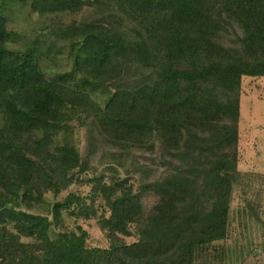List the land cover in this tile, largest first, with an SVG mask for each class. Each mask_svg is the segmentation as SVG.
<instances>
[{
    "label": "trees",
    "instance_id": "16d2710c",
    "mask_svg": "<svg viewBox=\"0 0 264 264\" xmlns=\"http://www.w3.org/2000/svg\"><path fill=\"white\" fill-rule=\"evenodd\" d=\"M14 5L83 12L45 26L57 46L15 47ZM63 50L68 70L45 73ZM242 75L264 76V0H0V264H210L239 175ZM73 122L86 127L83 154ZM94 157L113 174L57 199ZM62 212L96 218L107 245L57 229Z\"/></svg>",
    "mask_w": 264,
    "mask_h": 264
},
{
    "label": "rangeland",
    "instance_id": "374dc122",
    "mask_svg": "<svg viewBox=\"0 0 264 264\" xmlns=\"http://www.w3.org/2000/svg\"><path fill=\"white\" fill-rule=\"evenodd\" d=\"M82 12L68 11L40 16L28 5H14L7 13V27L19 33L22 38L17 37L15 44L11 45L17 47L26 39L39 36L41 40L44 39L45 44L53 40L57 46L58 41L53 39V35L47 34L46 37L41 33L45 31V26L55 20L60 21L59 23L69 22ZM55 50L56 48L52 51ZM69 65L66 50L42 62L43 70L48 75L68 70ZM90 95L99 103L107 96L101 91L91 92ZM73 127L72 141L79 153L83 154L86 148V127L76 123ZM142 154L146 156V153L137 155L139 160L142 159ZM236 158L239 175L230 191L226 235L223 239L211 243L209 261L210 264H264V76L242 75L240 78ZM108 163H110L108 160L99 163L97 157H94L91 161L94 168L77 174V181L64 188L57 195V199L72 192L87 197L91 190L92 182H89L91 177L103 174L105 176L103 180L106 181L109 174H113V171L105 169ZM114 169L121 177L124 176L122 168ZM45 197L47 201L52 199L50 192H46ZM95 207L98 215L101 212L107 215V209L101 199H95ZM43 212L46 213L45 210ZM76 225L86 230L88 234L86 242L89 246L107 245L105 232L99 228L94 217L74 219L62 212L57 229L72 230ZM130 231L132 232L130 236L122 237L125 243L133 242L137 238V232L132 225Z\"/></svg>",
    "mask_w": 264,
    "mask_h": 264
}]
</instances>
